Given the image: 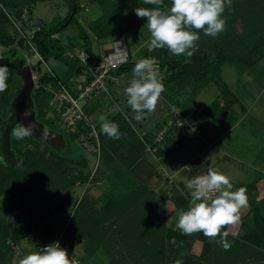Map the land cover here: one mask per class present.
<instances>
[{"label": "crops", "instance_id": "crops-1", "mask_svg": "<svg viewBox=\"0 0 264 264\" xmlns=\"http://www.w3.org/2000/svg\"><path fill=\"white\" fill-rule=\"evenodd\" d=\"M78 2L84 14L77 18L76 25L68 28L71 31L66 34L63 42L61 41L66 47V52L73 51L83 44L80 40V28L88 36L89 53L93 56L98 57L109 52L113 41L119 36L125 38L131 63L153 51H149L148 47L150 33L146 26L147 19L138 18L133 9L135 5V8H154L156 5L144 4L143 0H78ZM163 3L164 7L170 6L168 0H163ZM109 12H112L114 25L122 23L125 31L114 36L103 34V31L97 33L90 31V26L102 21ZM107 19L110 20V17ZM156 50L159 54L166 55L167 60L174 59L180 64L189 61L186 55L174 56L167 48ZM60 67L59 70L62 71L63 68ZM161 75L164 91L155 111L146 114L142 121L137 122L133 119L134 113L126 103L124 88L132 78L130 73L120 74L119 82L110 87L112 102L104 100L105 96L100 94L84 101V109L98 131L100 156L98 162L95 157L93 161L92 158L91 161L83 158L85 167L81 166L80 171L74 172V175L80 172L83 177L89 175L97 163L96 178L90 185L87 184L88 179L84 183L79 182L83 187L78 186V181L75 183L77 186L66 185L62 201L64 204H60L62 213H66L58 237H53L51 229L44 234L40 232V229L50 223V219L44 226L26 222L30 232L31 229L40 230L35 232V236L40 234L37 238L39 245L44 247L60 237L63 240L64 230L75 217L73 212L75 213L80 201L86 197L88 204L84 206V212L88 213L91 208L94 209L93 220L98 218L95 220L97 226L93 227L94 238L100 247L91 256L84 253L83 230L89 221L86 220L84 212L76 223L77 227L81 228L80 243L77 242L75 246L63 240L62 244L67 252L76 254L84 264L91 262L105 264L106 257L102 246L117 242V235L114 232L116 203L124 204L126 207L124 210L132 215L133 220L134 218L139 220L146 228L152 230L150 239L155 238L159 243L164 241L166 231L179 233L191 240L189 253L198 257L202 253L203 244L210 240L201 232L191 235L181 232L177 228V212L180 209L187 210L190 199L187 181L205 174L208 168H217L228 176L233 184V191L240 187L246 188L248 207L241 210V222L238 225H226L222 232L227 231V236L231 238H238L244 234L245 229H254L259 235L264 232V55L258 59H243L222 65L220 79L234 98V102L228 108H225L228 98L226 100L221 96L220 88L213 82L193 91L191 83L179 89L176 81L167 80L166 67L162 69ZM80 76L78 74L69 79L68 89L73 94H77L78 87L82 85ZM211 105H215L214 112L205 114L204 110ZM172 108L180 110L187 119L195 122L200 134L195 135L187 129L174 130L166 137L163 147L156 155L147 154L140 137L149 140L168 118ZM100 115L119 125V131L122 133L120 139H110L100 131L98 120ZM61 131L81 140L76 134ZM75 191L78 197L76 200L72 198ZM43 210L48 216L54 212V208L44 204L35 206V210L30 213ZM89 222L94 226L92 220ZM31 236L32 234L25 237L27 245L33 240ZM22 240L18 246L16 245L19 249ZM262 245L264 233L259 247ZM41 246L36 247V250Z\"/></svg>", "mask_w": 264, "mask_h": 264}, {"label": "trees", "instance_id": "trees-1", "mask_svg": "<svg viewBox=\"0 0 264 264\" xmlns=\"http://www.w3.org/2000/svg\"><path fill=\"white\" fill-rule=\"evenodd\" d=\"M40 1L41 0H1L2 5L0 6V66L6 65L10 70L7 80L8 91L0 95V97L8 99L6 108L7 119L4 120L0 118V121L3 122V129L0 131V197L4 193L12 195L16 198V201H18L17 205L20 210L28 209L32 205L40 203L37 196L43 190L44 181L46 180V176L40 171V166L46 164L50 167L53 165L49 163V161H46V153L49 152L50 157L59 160L60 163H63L65 160V158H61L59 154H57V150L33 140L30 136L21 140H16L12 136V130L17 125L14 98L19 93L21 86L14 92L11 91L16 85L17 77L23 82L22 70L26 65V61L20 53L19 48L26 47L27 38L24 36L17 42L19 48L9 49V47L15 43V40L7 32L5 26L10 22V10L20 9L18 10L19 13L27 2L36 3ZM64 1L68 5L66 17L50 28L46 29L44 27L33 32L30 39V43L45 61L52 59L61 63L63 68L61 72H54V77L49 74H41L38 78L37 86L32 93L36 119L49 129L61 133L63 132L53 125L52 119L47 118L52 94L46 90V87H56L57 83L61 82L69 88V79L79 74V62L77 59H72L65 55L66 47L60 39L54 38V36L58 35L60 32L66 31L71 25H76V15L81 9L78 0ZM168 1L171 3V0ZM238 2L239 0L233 2L230 10L228 7L225 8L222 17L226 20L225 31L218 34L215 38L204 35L202 31L198 33L200 36V39L196 42L198 50L194 55L189 57L187 63L180 64L174 59L167 60V56L159 54L156 49L143 58H147L148 56L158 58L161 62V71L166 67L168 73L167 80L176 81L179 84V89H183L186 85H190L191 83L193 91H197L210 82L215 83L220 88L221 96L226 100L228 98V102L225 105V108H228L234 102V98L220 79V69L222 65L227 62L240 61L243 59H258L264 55V52L258 50V48H264V35L259 38H253L247 48H241L239 45L233 46L234 40L232 37L228 36L229 29L231 30V25H233L232 22L234 23L235 20L234 15L243 11V9L241 11V5L238 4ZM107 17H110V20H108ZM114 26L112 12H109L102 21L92 24L90 26V31L96 33L98 31H103V34L106 33V35L109 36L120 35L125 31V26L122 23H118L117 26ZM80 40L83 42L82 46L89 53L90 43L86 32L82 28H80ZM134 65L135 63L131 62L122 65L117 73L119 75L122 73L132 74ZM214 107L215 105L209 106L204 110V113H213ZM69 137L71 139L75 138V136ZM21 141H28L32 148L30 147L31 149L27 148L21 151L18 147ZM82 165L85 167V164ZM70 172H72V169ZM70 174L69 178L68 176L67 179L65 178V185H74L76 181L84 183L88 179V175L83 177L81 172L76 175H74V172ZM59 175L66 177L67 170L61 169ZM83 203L84 206L88 204L86 197L80 201L79 206L83 205ZM114 207L117 210L116 219L114 221V232L117 235V242L112 244V246H119L123 252L122 254L136 264H199L197 260H205L206 258L214 260V263L218 264H237L240 262L246 263L249 258H255L254 260L261 261L264 257L259 247L264 232L259 235L254 229H245L244 234L238 236V238L227 236L226 240L231 247L229 250H225L223 256H220V250L223 249L220 244L206 241L202 246L201 255L195 257L189 253L191 249V240L188 238L179 233L166 231L164 241L157 243L155 238L150 239L152 237V230L146 228L139 220L135 218L133 220L131 218L132 215L124 210L126 208L124 204L116 203ZM84 213L86 220H92L94 222V226H92L89 221L86 222L85 229L83 230V237L85 238V245L83 246L84 253L86 256H91L100 247V244L95 241V231L93 228L97 226L95 225V220L98 218L93 220L94 209L92 208L88 213ZM101 215L103 216V212ZM136 215L139 216L137 213ZM75 218L76 217L71 219L64 230L62 239L76 246L77 242L80 243L79 241L81 240L80 238H82V234H80L81 228H78L76 225L77 222ZM21 229L22 231L17 229L13 231V233H10L7 226L0 220L1 247L4 251L12 252L9 246L10 243L19 245L23 238L30 236L31 232L27 226L24 225ZM256 237L257 239H255ZM8 238L9 240H7ZM219 238L220 237H217L216 239L219 240ZM213 253L216 255L212 256ZM77 259L80 261V264H82V260L79 258ZM0 264H2L1 261Z\"/></svg>", "mask_w": 264, "mask_h": 264}, {"label": "clouds", "instance_id": "clouds-1", "mask_svg": "<svg viewBox=\"0 0 264 264\" xmlns=\"http://www.w3.org/2000/svg\"><path fill=\"white\" fill-rule=\"evenodd\" d=\"M143 3L157 6L133 9L138 18L147 19L149 51L167 48L174 56L184 54L191 57L198 50L196 42L200 39V31L213 38L225 31L226 20L222 17L225 8H231L232 0H171L168 7H164L163 0H143ZM9 71L6 65L0 66V93L7 90ZM162 79L152 58L135 62L124 95L137 122L155 111L164 91ZM22 115L29 117L31 110L26 108ZM98 120L100 131L108 138H121L117 123L109 121L104 115H100ZM33 128L32 122L27 125L18 122L12 136L16 140L24 139L33 134ZM186 187L190 190V199L187 210L177 212V228L186 235L201 232L210 242L215 241L224 250H229L231 245L226 240L228 232H222V229L241 222V210L248 207L246 188L233 191L229 177L217 168H208L205 174L188 180ZM217 237H220L219 240ZM14 264H79V260L70 259L67 250L54 241L23 255Z\"/></svg>", "mask_w": 264, "mask_h": 264}, {"label": "rangeland", "instance_id": "rangeland-1", "mask_svg": "<svg viewBox=\"0 0 264 264\" xmlns=\"http://www.w3.org/2000/svg\"><path fill=\"white\" fill-rule=\"evenodd\" d=\"M236 1L238 0H232V3ZM238 4L241 5V11L242 9L243 11L234 15L235 20L234 23L232 22L233 25H231L232 27L231 30L229 29L228 36L233 38L234 40L233 46L239 45L241 48H247L249 46L250 41L253 38H259L260 36L264 35V0H239ZM1 5L2 2L0 0V6ZM88 5H90V3ZM228 9L230 10V8ZM18 10L20 9L9 11L10 22L5 26L7 32L15 40V43L11 47H9V49L19 48L17 42L21 38H23V36H25L29 40L33 32L37 31L38 29L44 27L46 29L50 28L53 25H55L57 22L63 20L67 15L68 5L64 0H44V1L41 0L40 2H36V3L27 2V4L23 6L22 10L19 13ZM83 14H84V10L80 9L78 14L76 15V19L78 17H82ZM70 31L71 29H68L67 31L64 32H60L58 35H55L54 38H58L63 42L64 37ZM258 50L264 52V48H260V49L258 48ZM19 51L25 58L26 65H29L31 68L35 82V87H36L38 78L44 72L42 67H39L37 63L36 53L33 50V48L29 46L27 40H26V47L19 48ZM46 62L54 72L56 73L61 72L59 70V67L60 66L62 67L61 63L54 61L52 59ZM37 66L39 68H37ZM22 84L23 82L21 81V79L17 77L16 85L13 87L11 92H14L18 87L22 86ZM110 87H113V85L111 84ZM7 91L8 89L5 92L0 93V95L7 93ZM100 95L105 96L104 100H108V102H112L111 101L112 90L109 91V94L103 93ZM7 101L8 99L4 97H0V118H3L4 120L7 119V115H6ZM50 119H52L53 121L52 123L55 127L57 128L59 127L61 130H63V127L62 125L59 124L57 118L53 116ZM2 129H3V122L0 121V131ZM64 135L66 139V147L60 151L57 150V154H59L61 158H65L64 162L60 163L59 160L50 157V153L47 152L45 155L46 161H49V163H52L53 165L50 167L46 164L40 166V171L43 172V174L46 176V180L44 179L45 181L42 188L43 190L37 196V198H39L40 203H37L36 205H32L33 207L31 206L28 209L20 210L18 209V205H17L18 201H16V198H14L12 195L8 193H4L0 197V208H1L0 220L3 221V223L7 226L10 233H13V231L17 229L19 231H22L21 228H23L24 225L26 226L27 224L26 222L28 221L33 224L37 223L40 226H44L45 224H47L49 219L51 220L48 225L43 227L44 229L43 228L40 229L41 231L38 228L31 229V234H32L31 238H33V240L32 241L30 240L29 245L26 244L27 238H24L22 240V243L19 246L20 249L17 248L15 244L10 243L9 246L12 252L4 251V249L1 247L2 239H0V261L2 264H14L15 261H17L19 258H22L23 253L27 254L31 251H36V247L41 245L38 244L39 242L37 239L39 238L40 234L35 236V232L40 231L42 234H44L46 231L51 229L53 233L52 234L53 237H58V234L62 229L61 228L62 222L64 220L63 217L65 216L66 212L62 213V211L60 210L61 209L60 204L62 203V201H64L63 198L67 188L65 185L67 176L71 175L70 173L80 171L79 168L83 166L82 164H84L85 162L84 159L91 161L92 158V161L94 160V152L92 150V147L96 145L94 139L92 140H84V139L80 140L76 138L71 139L68 135L66 134ZM83 137L85 138V136ZM18 147L21 151H24L25 149L30 147L32 148V146L28 141H21ZM61 169L67 170L66 177L65 176L62 177L61 175H59ZM71 169L72 172H70ZM75 186L77 185L75 184ZM78 186L83 187L82 184L81 185L78 184ZM76 194H77L76 191L73 192L72 198H74V200L78 198ZM44 204H47L49 207L54 208V212L50 216L45 214L46 213L45 210L30 213L33 210H35V206L37 207ZM62 204H64V202ZM74 204H76V201L74 202ZM83 212H84V203L83 205L79 206L76 209L75 213L73 212L74 216L76 217L75 218L76 222L82 217L81 215L83 214ZM7 240H9V238ZM60 240L61 237L57 241L59 242L60 246L63 248L62 244H64V241L63 240L60 241ZM108 245L102 246L104 257H106V261H104L105 264H136L135 262L130 261L128 257H125L122 254L123 252L119 246L114 247L115 245L113 246L112 244L109 246ZM260 250L264 254V245L260 247ZM220 251H221L220 256H223L225 250L222 249ZM67 253L70 259L77 257V255L72 253L71 251ZM215 255L216 254L213 253L212 256ZM254 259L255 258H249V260H247L246 263L240 262L237 264H264V257L262 258L261 261H257ZM197 261L199 264H218V263H214V260L211 259L209 260L208 258H206L205 260H197ZM82 264H84L83 261ZM91 264H93V262H91Z\"/></svg>", "mask_w": 264, "mask_h": 264}, {"label": "built area", "instance_id": "built-area-1", "mask_svg": "<svg viewBox=\"0 0 264 264\" xmlns=\"http://www.w3.org/2000/svg\"><path fill=\"white\" fill-rule=\"evenodd\" d=\"M30 39H27V43L36 53L37 63L44 71L42 74H49L54 77V71L36 52V49L30 43ZM117 42H120V44ZM65 55L72 59L75 58L79 62L78 71L81 75L82 85L78 87L77 94H73L61 82H58L56 87L47 86L46 90L52 94L47 118H52L53 116L57 118L66 133L76 134L84 140L94 139L96 145L92 147V150L96 162H98L100 156L99 136L95 124L84 109V101L99 94H109L110 85L117 84L120 80V75L117 73L118 69L120 66L130 63L131 57L127 50L124 36L117 37L113 41L110 51L98 57L88 53L81 44L75 50L67 51ZM147 58L154 60L161 74L160 60L154 56H148ZM178 121L183 122L182 125ZM182 129H187L195 135L200 134V129L195 122L187 119L180 110L172 108L168 118L155 130L149 140L140 137L145 152L153 156L156 155L163 147L166 137L172 131ZM97 166L96 163L89 172L88 185L92 184L96 178Z\"/></svg>", "mask_w": 264, "mask_h": 264}, {"label": "water", "instance_id": "water-1", "mask_svg": "<svg viewBox=\"0 0 264 264\" xmlns=\"http://www.w3.org/2000/svg\"><path fill=\"white\" fill-rule=\"evenodd\" d=\"M37 68H39L37 66ZM23 85L19 93L14 98V110L16 113V122L27 125L32 122L34 125L33 134L30 136L33 140L46 144L54 150H62L66 147V139L63 133L53 129H49L43 123L39 122L35 117L34 103L32 93L34 91L35 82L29 65H25L23 70ZM30 109L32 115L25 118L22 113L25 109ZM12 129V128H11Z\"/></svg>", "mask_w": 264, "mask_h": 264}, {"label": "flooded vegetation", "instance_id": "flooded-vegetation-1", "mask_svg": "<svg viewBox=\"0 0 264 264\" xmlns=\"http://www.w3.org/2000/svg\"><path fill=\"white\" fill-rule=\"evenodd\" d=\"M23 85V84H22ZM22 87V86H21ZM21 89V88H20Z\"/></svg>", "mask_w": 264, "mask_h": 264}]
</instances>
